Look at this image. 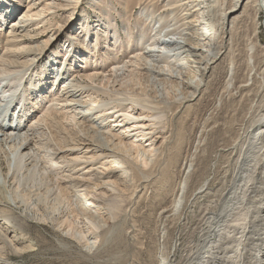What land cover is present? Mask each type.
<instances>
[{
	"label": "rangeland",
	"instance_id": "obj_1",
	"mask_svg": "<svg viewBox=\"0 0 264 264\" xmlns=\"http://www.w3.org/2000/svg\"><path fill=\"white\" fill-rule=\"evenodd\" d=\"M18 1L19 0H17V2ZM43 1H39L40 5L46 3V0ZM52 1H54V4L64 5L59 0H48L47 2L50 3ZM147 1L139 0L136 2L137 4H133L134 6L130 5L131 9L129 8L130 13L128 16L125 14L124 10L126 9H123L124 6L117 3L115 0H108L107 9H104L101 0H80L76 5H73V10L72 7H69L68 3L72 2V0H67V7H53L58 11L54 14L57 15V24H55L56 26L54 25V29L52 27L50 28L51 30H48L49 32L46 31L47 33H44L45 35L42 34L44 37L43 39L39 38L40 35L33 36L34 46L39 45L41 42L49 41H47L46 45L39 48V52L34 55V58L30 59V57H27L22 59H30L27 64L30 65L28 71L29 76L27 75L28 78L33 79L38 72H42L45 63L48 64L49 62H52V66L59 69L58 66L62 65L66 68L73 59V56H76L74 59L77 61V64L73 66V71L67 73V75L65 74L64 79L60 77L55 87H51V84L54 82L52 81V78H55V73L53 75L49 74L45 77L47 85L43 92L45 93L47 91V94L45 93L47 99H43V103L41 104L42 108L45 106L43 110L52 105L54 106V104H56L54 109H57L58 111L63 108L59 102L51 104L49 102L53 100L51 97L53 94L61 91L62 87L60 88V86H63L64 82L66 83L65 86L67 85L65 88H68L69 86V88H72L78 83V88L75 90V93L79 89H89V92L92 93L91 98L95 99L92 101L96 102H93L90 105L86 103V109H88V112H91V120H89V122L93 121L95 115L103 112L107 114V112L110 111L108 108L111 109L113 104L109 107V104L107 103H110L111 105L112 100H116L115 98H117V96L115 92L125 95L137 94L136 97L138 96L144 101L143 103L141 101V103L143 107L148 106V110H142L135 106V117L141 115L137 122L144 123L147 129H150L149 131H151V134L143 139L142 142H144L145 146H149L150 143L148 140L153 136L155 138L156 153L155 156L148 161L146 167H143L142 164H136L137 168L139 167V169H141V172L135 169V164V167L123 165V167L125 166L124 168H126L127 176L125 175L122 179L126 181V184L124 180L120 179L124 186H120L118 190L116 186L110 185L111 183L109 186L106 185L107 187L104 188V190L109 191L110 195L116 194L112 192L114 191L112 189L117 190L115 192H121L120 194L124 198L123 200H125L123 203L124 206L122 205L123 211H120L117 216L110 221L101 219L102 216H106V212L100 210V215H94L95 217L91 219L92 223L96 225V227H99H97V230L91 229L89 232L95 233L90 235L86 232L88 228L92 227V225L85 219H75L73 218L74 215L66 217L65 215L68 210H66L62 216L58 215V213L50 215V211L47 208L49 203L45 202L42 204L37 203V200L35 201L34 199H22V195H20L21 197L17 199V202L19 201V206H17L15 212L27 219L28 234L25 236L26 240L25 238H23L24 240L21 238L20 240L23 242L21 243L19 240L20 243L16 244V247H18V249L22 248L28 244V241H31L30 244L32 245V248L25 253L20 252L17 255L15 254V258L13 257L14 259H9L8 264H160L162 260H164L165 264H188L187 261L189 258L197 252L196 238L205 228V219H209V217L216 213V204L221 198L220 196H223L227 192L230 180L236 168V158L238 155L237 153L239 152V147L247 137L246 131H249L250 119L257 110L256 106H260V110L264 109V105H261V103L264 104V82H262V77L264 76V69H262V67L264 68V60L261 58V53H264V32L262 26H260L263 14H261L260 11H255L254 8L252 9L250 6L252 4H248L242 12L243 14L241 13L236 19L233 28L223 29V33H220L222 31L220 30L219 22L221 14L218 12L216 13L215 19L217 21L215 20L216 22L214 25L217 33L214 38L208 40L211 43H209V49L211 48L210 50L213 53L208 54V57L210 59L215 55L216 58L213 61L211 58L210 61L213 63L210 62L208 65L209 69L204 74L203 81L200 83L201 85H199L196 92H194L195 86L186 81L187 77L191 75L190 71L187 70L186 67L184 68L185 70L181 68L182 71L181 69H176L180 68V66L175 63H172V69L177 72L181 71L182 77L184 78L183 80H180L182 77H178L175 74L172 79L166 78L167 81L162 80L161 77L157 78L160 81H164L163 84L166 87V93H164L165 89H160L162 86H158L157 88H155L156 86H153L154 82L149 78V73L144 69V66L140 67L139 70L138 68L133 70L131 67L132 69L130 68V70L134 71L132 73L126 71L125 73L123 72L124 75H122L121 72V77L124 79L122 80L120 78L117 80L114 87L115 92L112 91L109 93L108 88L112 85L107 86V90L103 88L107 79H104L101 83L102 85L99 84V86L94 80L79 79L80 77H78V74L82 76L83 74L81 73H90L92 66L95 64H97L99 68H102L98 71L99 73L103 72L100 76H109L111 74L109 73L111 70L110 68L115 66L113 63L114 60L115 63L116 61L120 62L117 66H123L131 59L130 56L134 55L133 53H137L135 51L136 49H140V47L146 49L147 47H144L143 43L134 42V38L139 35V33L134 32L137 30L133 29L137 22L142 21L145 24L147 23V26L149 24L151 25V23H157V26L155 25L150 28V30L153 31L151 35H154V32L160 31V29L166 25L168 26L167 28L165 27V32L171 31L169 29H174V26L181 30L183 13H180L179 8H173L172 10L175 14L172 13V15L170 14L171 11H169L168 7L164 10V6L166 5V2H164L165 0ZM207 1L210 0H201L200 7H205L207 4L209 5L211 1ZM234 1L235 0H217L216 4L219 5L217 7L221 9L222 13L224 9L226 10L227 8L229 9L232 7ZM27 2L28 0H21L22 4L14 10V15L9 21L10 24L15 19L18 20V16H20L19 14H23L27 11ZM147 5L148 7H146ZM150 9L152 13H149ZM38 10H40V8ZM155 10L156 12H154ZM34 11L36 10L34 9ZM139 11H143L146 16L150 15V17L137 20L136 18H140V16L137 17ZM157 13L158 15L156 16ZM168 13L170 16H166L169 19L165 16V14ZM51 14H53V12ZM179 14L181 15L180 17H178ZM162 15L166 18H163L165 19L164 21L162 20L163 22L160 21L158 23L157 17L159 19V16ZM151 17L153 18L151 19ZM62 18L67 19V21ZM176 18L180 20L176 22ZM180 21L181 24L179 23ZM178 23L181 25L180 27H178ZM10 24L8 27H10ZM102 24H104V26ZM105 25H111L112 28L107 29L105 32L103 31L105 30ZM41 26L43 25H40L39 27ZM46 26L48 27L45 23L43 27ZM59 26H64V28L58 32L59 37L54 39L53 35ZM127 26H129V30H131L130 32H132L131 34L134 37L128 46H135L137 44L136 47L126 50L124 45L122 47L123 49L121 48L117 52V49H113V51L109 52V55H104L108 49L106 42L103 40L104 32L111 36L113 31H115L117 32L116 34L119 36V39L123 41L125 34L128 32V29H126ZM5 28L6 27L4 26L1 30ZM86 29L88 30L87 33L84 32ZM89 29L91 33H89ZM164 34L165 33H161L160 37L164 38ZM84 36L87 38H85L83 44H80L78 41L81 38L83 39ZM256 36H258V39ZM161 40L160 42L162 43ZM5 41H12L10 29L7 31L3 30V32L0 31V54L5 51V47L3 46ZM256 41L259 42V46H256L257 48L255 49L259 51H253L251 48H249L248 51L247 48L250 45L252 46L255 44L253 42ZM73 42L74 53L71 51L64 55V52L70 46L69 43ZM147 42L148 40L144 43ZM26 43L31 42L27 41ZM86 45H89L87 49ZM93 46L97 47L94 48L93 51H89L88 49ZM215 50H217V54L214 52ZM248 52L250 53L248 54ZM53 54H55V56H53ZM166 54H168V52H166ZM246 57H249L248 60ZM52 58L55 61L51 60ZM182 58H184V56ZM182 62L184 63L183 60ZM186 64L187 66H190V63L186 62ZM161 65L163 64L161 63ZM246 65L249 70L251 68L250 71L252 73H250ZM251 65L254 66L252 67ZM260 65L262 66L259 67ZM142 68L144 70H142ZM254 69H256V72ZM135 70L137 71L135 72ZM77 71V75L74 74V72ZM61 73H63L62 69ZM90 74L94 75V72H91ZM253 74L255 76H253ZM134 75L137 80L139 79V82L134 79ZM175 76H177L178 79L175 78ZM28 78H25L26 80L22 82V85L26 83L25 88H27V91L29 88L31 90V87L29 86L30 83H28L29 85L27 84L28 81L30 82ZM80 85L81 87L79 88ZM85 85H88L87 89ZM91 87L92 89L95 88V90L99 89L102 92H105V94L101 92L95 93L94 90L90 89ZM228 87L230 88L228 89ZM155 89L157 91H155ZM77 94L78 93H76V95ZM102 94H104V96ZM114 94L116 97H114ZM106 95L108 96V99L111 100L112 98V100L108 101L107 97H105ZM96 96L100 98L97 97L96 99ZM88 100V98H82V102H88ZM121 104L123 105H120L119 107L125 106L126 108L128 102L124 101ZM66 109L64 111L61 110L63 111L62 114L65 113ZM154 109H156V111ZM84 111L86 112V110ZM151 115H154L155 117L157 116V120L150 118ZM36 118H38V116ZM60 118L62 119L63 117ZM109 119H112L113 121L116 120L115 117ZM112 120L111 122L109 120L105 121V127L109 126L111 130H114L117 134L122 132V127H114L116 123H113ZM75 121H78V118H76ZM117 121L119 122L120 120ZM98 122L103 121L100 120ZM29 124H31V122L27 121L23 126L28 127ZM71 124L72 123L64 125L67 131L62 130L61 133L63 135L61 136L66 137L68 140H70L69 138L75 139V135L70 137L67 134L69 132H75L77 133L76 141L81 137L86 138L81 133L79 134L77 127L74 128ZM143 133L147 134L148 130H145ZM89 136H91V134H87V137ZM125 136H128L129 138L132 137L130 133H125ZM103 140H105V138H103ZM235 140H237L236 143ZM76 141L74 142V145L78 144L80 148L79 150L84 151L82 149L84 145H81L82 143L80 142L76 143ZM232 142L233 145L231 144ZM111 144L112 143H108V146H111ZM234 149H238V151ZM79 152L80 151H76L73 154L80 157L81 155ZM133 158L134 156H128L127 154L124 159L127 161L129 160L128 162L132 163L134 162ZM2 162L5 171L4 173H7L6 163L5 161ZM119 175L120 173L118 172L111 174L112 177L110 176L108 178L101 175L100 177H103V179H100V181H113L116 176ZM10 176L11 173L9 172L7 181ZM122 183L120 185H123ZM21 184V182L18 184L16 181L10 180L9 183H5V186L7 187L9 185V190L11 191L12 188L15 189L18 187L17 191L21 194ZM182 192L184 194H182ZM181 194L182 199L180 206L175 209L173 205ZM113 198L114 197H112V199ZM72 200L74 201L76 198ZM77 208H85V206L82 205ZM36 209L39 210L37 214L35 211ZM95 210L97 209H92L91 213ZM61 211L63 212V210ZM42 216L44 220L42 219ZM66 219H68L69 224ZM3 223L4 220L0 218V224L2 225ZM8 227L9 231H7V237L12 239L16 236V233H14L15 229L11 226ZM69 227H74L75 229L73 228L70 230L71 228ZM80 231H83L86 234V239L90 242L95 241V245L91 244L90 246H87L85 245V240H79L77 234ZM94 237L97 238V240L91 239ZM18 238L19 237H16L15 239ZM9 252L10 250L6 251L5 249L4 254L6 255Z\"/></svg>",
	"mask_w": 264,
	"mask_h": 264
},
{
	"label": "bare ground",
	"instance_id": "obj_2",
	"mask_svg": "<svg viewBox=\"0 0 264 264\" xmlns=\"http://www.w3.org/2000/svg\"><path fill=\"white\" fill-rule=\"evenodd\" d=\"M39 1L40 0H28L26 4L27 11H25L23 14H19L20 16H18V20L15 19L10 24L9 21L14 15V10H16V8L22 4L21 0L18 2L17 0H0V31L3 32V30L7 31L10 29V34H12V41H5L3 45L5 47V51L0 54V218L4 220V223L2 225L0 224V264H8L9 259L13 258L15 254L17 255L20 252L25 253L27 250L32 248V245L30 244L31 241L28 240V244L26 246L19 249L16 247V244L23 242L20 239L22 238V240H24L23 238H25V236L28 234L27 219L15 212V209H17V206H19V201L17 202V199L21 197L20 195H22V199H34L35 201L37 200V203L42 204L45 202L49 203L47 208L50 211V215L58 213V215L62 216L65 211L68 210L65 215L66 217L74 215L73 218L75 219H85L89 224L92 225V227L88 228L86 232L89 235L95 233L89 232L91 229L97 230V227H99H96V225L92 223L91 219L95 217L94 215L99 216L100 210H104L106 212V216H102L101 219L110 221L111 219L115 218L120 211H123L122 205L125 200H123L124 198L121 196V192H115L120 188V186H124L122 181H120V179H122L127 174L125 170L126 168H124L125 166L123 167V165L135 167L134 164H142L143 167H146L148 161H150L156 153L155 138L153 136L148 140L150 143V145L148 144L149 146H145L144 142H142L143 139L151 134V131H149L150 129H147L144 123L137 122L141 115H139V117H135L134 113L136 111L135 106L142 110H148V106L143 107L142 103L144 101H142L138 96L136 97L137 94L129 95L127 93L128 95H125L119 92L116 93L114 91L115 83H117V80L120 78L122 80L124 79L121 76L124 75L126 71L132 73L134 71L130 70L131 67L133 70L135 68H138L139 70L140 67L144 66L145 68H143L149 73V78H151V80L154 82L153 86H156L155 88L162 86L160 89L163 90L166 88L163 84L164 81H167L166 78L172 79L174 74L178 77H182L181 71L182 69L185 70L184 68L186 67L191 73V75L187 77L186 81L195 86L194 92H196L199 88V85H201L200 83L203 81L204 74L209 69L208 65L211 62V58L212 61L216 58L215 55H213L210 59L208 57V54H213L210 50L211 48L209 49L210 41L208 40L214 38L217 33L214 25V23L217 21L215 19L217 12L221 14L219 22L221 28L220 30L222 31L220 33H223V29H232L234 23H236V19L244 11L245 7L248 4H252L250 5L252 9L254 8L255 11H260V13L263 14V17L260 21V26H262L264 32V0H235L232 7L229 9L227 8L226 10L224 9L222 13L221 9L217 7L219 6L216 4L217 0H210L211 2L207 1L210 2V4H207L205 7H200L201 0H165L164 2H166V5H163L164 10H166L165 8L168 7L169 11H171L170 14H172L174 13L172 10L173 8H179L180 13H183V19L181 20L183 22L182 24L181 21L179 22L182 25L181 30L174 26V29H169L171 31L165 32V29L168 26L166 25V28L160 27V31L154 32V35H151L153 31H151L150 28L155 26L157 23H151L152 26L150 24L147 26V23L145 24L141 21L137 22L133 27V29L137 30L134 32L139 33V35L134 38L131 34L132 32H130L131 30H129V26H127L126 29H128V32L125 34L123 41L119 39V36H117V32L115 31H113L111 36L108 35V33L106 34V30L109 28L111 29L112 26L105 25V30H103L105 31L103 40L106 42L108 49L107 51L105 50L106 52L104 55H109V52L113 51V49H117V52L124 45L126 50L136 47V43L139 42L143 43V46L147 47L148 49L143 47H140V49L136 50L132 49L137 53H133L134 55L131 54V59L128 60V62L126 61L127 63H125L123 66H117L120 64V62L116 61L115 63L114 60L113 63L115 66L110 68V72L108 71L111 73L109 76H100V74L102 75L103 72H98L99 69L102 68H99L97 64L93 65L91 68L92 70H90L91 72H94V75L90 74L91 72L88 74L81 73L83 74L82 76L78 74V77H80L79 79L94 80L98 83V86L104 81V79H107L105 85H103V88L107 90V86L112 85L108 88L109 93L113 91L117 96V98H115L116 100L114 101L111 98V105L110 103H107L109 104V107H111L113 104L111 109L108 108L110 111H106L107 114L104 112L97 114L94 116L93 121L89 122V120H91V112H88L86 105H90L96 101H92L95 99L91 98L92 93L89 92V89H79L76 92L78 93L76 95L75 90L78 88V83L76 84V82L75 84L77 86L75 85L72 88H69L70 86L65 88L67 85L65 86L66 83L64 82V85L60 86V88L62 87L61 91L51 96L53 100L49 102L50 104L59 102L63 106L61 110L64 111L67 108L64 114H62L63 111L60 109L59 111L54 109L56 104H54V106L52 105L47 107L45 110H43L45 106H43V108L41 107L43 99H47V95L45 96L47 91L45 93L43 92L45 86L47 85L45 77L49 74L53 75L55 73V78H52V81L54 82L51 84V87H55L60 77L64 79L65 74L67 75V73L73 71V66L77 64V61L74 59L76 56H73V59L66 68H64L62 65L58 66L59 69H57L52 66V62H49V65L45 63L42 72H38V74L34 76L35 79L34 77L33 79L28 78V71L30 67V65H27L28 61L34 58V55L39 52V48L46 45L47 41H49L47 40L45 42H41L39 45L34 46L33 36L40 35L39 38L43 39L44 37L42 34L52 27L54 29V25L57 24V15H54L58 12L56 8L67 7V0H59L64 5L54 4V1L48 3V0H46L44 5H40ZM79 1L80 0H72V2H68L69 7H72L73 10V5H76V3ZM115 1L124 6L123 9H126L124 10L125 14L128 15L130 13L129 8L131 9L130 5L135 4L139 0ZM101 2L104 9H107L106 7L108 5V0H101ZM146 7H148V5ZM39 8L40 10H38ZM34 9L36 11H34ZM51 11L53 14H51ZM154 12H156V10ZM149 13H152L151 9ZM157 15L158 13L156 16ZM166 15L170 16L169 13L165 14V16ZM139 16L140 18H136L137 20L150 17V15L146 16L143 11H139L137 17ZM163 16L164 15L159 16V19L157 17L158 23L162 20L164 21L165 19L163 18L167 17ZM180 16L181 15L179 14L178 17ZM152 18L153 17H151V19ZM63 20L67 21V19ZM179 20L180 19L176 18V22ZM45 23L48 25V27H43ZM179 23V26L177 25L178 27L181 26ZM9 24L10 27H8ZM40 25L43 26L39 27ZM102 25L104 26V24ZM4 26L6 28L1 30ZM62 28H64V26H59L56 29L53 35L54 39L59 37L58 32ZM84 32L87 33L88 30L86 29ZM89 33H91L90 29ZM161 33H165L163 36L164 38L160 37ZM256 37L258 39V36ZM85 38L87 37L84 36L83 39L81 38L82 40L80 39L78 42L83 44ZM133 38L135 39L134 42L136 43L134 44L136 45L128 46ZM147 40V43H151H144ZM27 41L31 43H26ZM253 43L255 44L252 46L250 45L251 47L249 46L247 48L248 51L249 48H251L253 51L257 50L255 48H257L256 46H259V42L256 41ZM69 44L70 46L64 52V55L71 51L74 53V42ZM88 47L89 45H86V49ZM96 47L93 46L88 50L93 51V49ZM166 52H168V54H166ZM214 52L216 53L217 50ZM250 52H248V54ZM53 56H55V54H53ZM183 56L184 58H182ZM27 57H30V59L22 60L23 58ZM261 58L264 60V53H261ZM51 60L55 61L53 58ZM186 62L190 63V66H187ZM161 63L163 65H161ZM172 63L178 64L180 68L176 69L179 70L182 68L181 71L177 72L176 70H173L171 67ZM261 66L262 65L259 67ZM60 68L62 69L63 73H61ZM143 68L142 70H144ZM262 69L264 68L262 67ZM254 70L256 72V69ZM78 71L74 72V74L78 73ZM136 71L137 70H135V72ZM250 73L252 72L250 71ZM177 76H175V78H177ZM253 76L255 75L253 74ZM159 77H161L164 81L157 79ZM25 78L30 80V82L28 81L27 84L30 83V85H28L31 87V90L29 88L27 91V88H25L26 83L22 85V82L26 80ZM183 78L184 77L180 78V80H183ZM134 79L139 82V79L137 80L135 75ZM3 82H5L4 84L6 85L2 84ZM256 82L259 83L258 81ZM262 82H264V76L262 77ZM80 87L81 85L79 88ZM85 87L87 89L88 85H85ZM229 88L230 87H228V89ZM90 89H92V87ZM92 90H94L95 93L101 92L105 94V92H102L99 89L95 90V88H93ZM155 91L157 90L155 89ZM164 93H166V89ZM104 94L102 95L104 96ZM115 94L114 97H116ZM107 95L105 97L108 99ZM97 97L98 96L95 98L97 99ZM82 98H88L89 100L88 102H82ZM111 100L108 99V101ZM124 101L128 102L127 107H119L120 105H123L121 103ZM261 105L264 104L261 103ZM256 107L257 110L252 115V118H248L250 119V127L249 131H246L247 137L243 143L241 140L242 144L240 147L237 145L239 147V152H236L238 154L236 158L237 164L230 180L227 192L223 196H220L221 198L216 204V213L209 217V219H205V228L196 238L197 252L195 251L196 253L194 252L195 254L189 258L187 261L188 264H264V109L260 110V106ZM84 110H86V112ZM154 110L156 111V109ZM60 112L63 116L60 114ZM37 116L38 118H36ZM111 116L115 117L116 120L113 121L112 119H109L113 118ZM153 116L151 115L150 118L157 120V116ZM60 117L63 118L61 119ZM76 118H78V121H75ZM100 120L103 122H98ZM107 120L110 122L112 120L113 123H116L114 127H122V132L117 134L114 132V130H111L109 126L105 127L104 122ZM117 120L120 121L118 122ZM27 121L31 122V124H29L28 127H24L23 124ZM70 123H72L71 125L74 128L77 127L79 134L81 133L86 138L81 137L78 138V141H76L75 139L77 138V133L75 132L67 133L70 137L75 135V139L69 138L70 140H68L66 137L61 136L63 135L61 133L62 130L67 131L64 125ZM145 130H148L147 134L143 133ZM125 133H130L132 137H126ZM87 134H91V136L87 137ZM103 138H105V140H103ZM237 140H235V143ZM75 141L76 143L80 142L82 143L81 145H84L82 148L84 151L79 150L80 148L78 144L74 145ZM108 143H112L111 146H108ZM231 144L233 145V142ZM76 151H80V157L73 154ZM236 151H238V149ZM127 154L128 156H134V162L129 163V160L127 161L124 159L125 155ZM2 161H5L6 163L7 173H4L5 171ZM135 169L141 172V169H139V167L137 168V165ZM9 172L11 173V176L7 181ZM116 172L120 173V175L116 176L115 180H103V182L100 181V179H103V177H100L101 175L108 178L111 176V174ZM10 180L16 181L18 184L20 182L22 183L20 191L21 194H19L17 191L18 187L15 189L12 188L11 191L9 190V185L7 187L5 186V183H9ZM121 183L123 185H120ZM109 184L116 186L117 190L112 189L114 190L112 192L116 194L110 195L109 191L104 190V188L107 187L106 185L109 186ZM182 194L184 193L182 192ZM182 194L180 197L178 196V200L173 205L175 209L180 206ZM112 197L114 198L112 199ZM74 198H76V200L73 201L72 199ZM82 205L85 206V208H77L78 206L80 207ZM92 209L97 210L91 213ZM61 210H63V212ZM35 211L37 214L39 210L36 209ZM66 220L68 221V219ZM8 226H11L13 229H15L14 233H16V236L12 239L7 237V231H9ZM69 228L72 230L74 227ZM84 234L85 233L83 231L78 232V239L85 240V245L87 246H90L91 244L95 245V241L90 242L88 239H86V234ZM16 237L19 238L15 239ZM91 239L97 240L95 237ZM5 249L6 251L10 250V252L6 255L4 254ZM160 264H165L164 260H162Z\"/></svg>",
	"mask_w": 264,
	"mask_h": 264
}]
</instances>
